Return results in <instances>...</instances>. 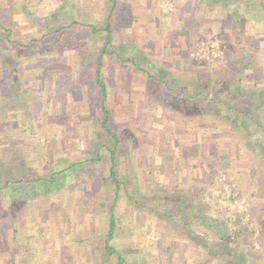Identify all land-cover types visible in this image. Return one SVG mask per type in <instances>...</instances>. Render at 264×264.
<instances>
[{
    "label": "rangeland",
    "instance_id": "obj_1",
    "mask_svg": "<svg viewBox=\"0 0 264 264\" xmlns=\"http://www.w3.org/2000/svg\"><path fill=\"white\" fill-rule=\"evenodd\" d=\"M259 1L257 10L247 12L255 15L252 22L236 25L232 14L244 6H236V0H118L114 10L111 0H94L85 8L70 1L65 7L91 17H80L87 24L74 31L54 30L71 17L60 19V12L51 17L53 37L60 40L52 44L61 51L48 42L18 52L0 44L5 95L0 106L21 102L15 109L23 111L6 115L9 134L0 113V186L7 180L52 181L0 190V264L23 259L21 250L40 223L51 241L54 234L66 235L62 229L70 233L59 264H117L107 242L123 264H264V160L256 148L264 143V133L253 125L250 131L235 127L222 116H184L169 107L182 103L183 92L192 97L188 110L214 111L217 106L207 101L222 84L218 99L225 101L232 100L227 96L232 85L264 93V21L259 16L264 1ZM12 4L8 7L15 11ZM241 13L247 14L244 8ZM32 15L3 17L0 10V26L11 30L10 40L26 44L36 38ZM43 56L56 73H47L52 78L40 86L34 77L36 60ZM75 57L79 65L71 66ZM16 72L23 81L13 79ZM99 83L109 113L106 126L115 141L101 127ZM41 88L50 89V98L57 92L62 103L68 97L69 120L61 113L66 105L51 108L56 112L47 108ZM257 96L246 99L247 109H257ZM262 110L256 112L261 125ZM84 148L89 154L83 155ZM112 165L117 186L109 174ZM56 223L60 232L54 233ZM210 224L216 226L210 229ZM223 242L237 255L233 261L219 256ZM38 255L41 260L42 252Z\"/></svg>",
    "mask_w": 264,
    "mask_h": 264
},
{
    "label": "crops",
    "instance_id": "obj_2",
    "mask_svg": "<svg viewBox=\"0 0 264 264\" xmlns=\"http://www.w3.org/2000/svg\"><path fill=\"white\" fill-rule=\"evenodd\" d=\"M70 1L71 2H76L73 5L82 6V8H85V6L86 7L87 6L90 7L91 6V2L94 1V0H10V1L9 0L8 1L5 0L4 2H2V5L0 6V10H1V14L3 15V17H10V18H15V17L20 18L21 17V18H27L28 19L29 17H32L33 16L32 13L35 14L36 25L33 27V33H34V35H36L34 37L38 38V37H41L42 35H45V34H51V33L55 34L54 33V30H56V31L57 30H63L64 28H67L68 29L70 27V31H74V26H77L78 25L77 27L79 28L80 26H83V25L87 24V22H85L84 24H81V22L78 21V20L82 16H83L82 18H84V17L85 18H90L91 17V13H86L87 11H80V10L79 11L78 10L74 11V10L68 9L65 6H66V4L70 3ZM98 1H101L102 2V0H98ZM9 2H11V4L12 3H16V5L15 4H12V8H14L15 11H12V9H10V7H8ZM4 3H8V5L6 4V6H4L3 5ZM111 3H112V9L111 10H114L115 8H117L118 0H111ZM21 8H23V10H21ZM62 9H64V10H62ZM88 9H89L88 11L91 12L90 8H88ZM70 11L72 12L71 15H70ZM58 12H60V14L58 15V17L60 19L61 18H64V19L66 18L67 19V18H70L71 17V20L72 21L71 22H67L66 26H60L59 28L58 27H55L54 30H53L54 25H53V22H52L53 19H51V17H54L55 15L57 16V13ZM111 12H113V11H111ZM86 16H88V17H86ZM42 20H43V22L45 24H42L43 23ZM21 22L23 23L24 21H21ZM74 24H76V25H74ZM25 30H27V29H25ZM22 32L23 33H26L24 31H22ZM0 35H2V33H0ZM3 41H4V37H3V39L0 42V44L2 45V47H4L6 45L4 48H8V49L9 48L10 49L12 48V46H11L12 44H10V42H6V44H5V42H3ZM10 41L17 42L15 40H10ZM55 41H60V40H57V37H56V39H53L51 42H55ZM61 42H63V40H61ZM19 43H21V42H19ZM37 45H39V44H37ZM58 46L56 44L52 45V50H54L55 52L57 50H60V48H58ZM37 48L40 49V47H38V46H37ZM71 49H75V48L72 47ZM41 52L44 53L43 50H41ZM70 53L71 52L69 51L68 54L70 56H75L76 55V53H73V52L71 54ZM38 56L39 55H35L34 56V59H38L39 58ZM43 57H46L45 60H43V61L36 60V67L39 70L37 71L38 74H35V77H34L35 78V82L38 83V84L40 83V86H41L42 83H44L45 79H47L49 77L52 78V76H51L52 72L53 73H56L55 68L51 67L49 64L47 65V63L49 61V57H47V56H43ZM55 57H57V55ZM50 58H51V56H50ZM78 58L75 57L76 60L73 59L71 62H69L70 65L71 66L79 65V62L80 61L78 60ZM20 59L21 58H19V61H20ZM55 62H56V60H55ZM7 64H8V62L7 61H4L3 66H7ZM48 67H50L51 70H49ZM79 70H78V72H81ZM47 73H51V74L48 76ZM14 74H16V76L15 75L13 76V79L14 80H17V81H23L24 80V79H21V77H20L21 74L20 73L16 72ZM77 76H82V74L78 73ZM2 77H5L4 73H2ZM6 77L12 79L11 75H9V77H8V75H6ZM0 78H1V75H0ZM0 81H2V78L0 79ZM56 81L64 82L63 80L61 81V80H57V79H56ZM41 90L42 91L44 90V93H46V95H44V98L46 99L45 104H46V106H48L47 108L51 112H56L55 110L60 109L59 107H62L63 105H66L65 111H62L61 113L66 114V115L68 114L69 118H67V119L69 120L70 119V109H69L70 104L68 103V100H67L68 97H64V99H66V100L62 99V100L65 101L64 103H62V101L59 100V96H58V93L57 92H54L52 94L51 98H50V96L48 94L50 92V89H48V90L45 91L44 88H41ZM42 91H40V95L42 94L41 96L43 97ZM0 94H1L0 96L5 97V95H2L3 94L2 89H0ZM6 105H8V107H6L7 109L5 110V107L4 106H6ZM6 105H3L2 104L0 106V113L3 114V116H6V115L12 113L15 110H18L19 111L18 113H20V112L22 113L23 112L20 108L19 109H15L16 106H20L21 105V102L18 103V105L14 104V103L13 104H10V102H8V103H6ZM44 108H46V107H44ZM51 108L52 109L55 108V110L52 111ZM20 115L21 114H19V117H18L19 120L21 118ZM64 118H66V117H62V121L64 120ZM10 121H11V118L9 116H6V118L3 119L4 125H6L8 127V128H6L8 134L10 133L9 130H11V127L9 125ZM64 121H66V119ZM56 124H57V127H58V125L60 123L59 124L56 123ZM47 128H51V127L48 126ZM88 141H89V139H88ZM81 144H82L83 147H87V142H86V145H85L84 141L83 142H80L79 141L78 142V145H81ZM83 152H84L83 155L85 153L89 154V150H87L85 148L83 149ZM74 160H80V159H79V157H77V158L74 157L73 161ZM50 207L53 208V205L51 204ZM25 224H28V222H25ZM40 224H41L40 228H38L36 230V235H34V234L30 235V237H29L30 240L27 241V248L25 247L26 250L23 251L25 248H23L21 250V255H22L23 259L20 258V259L16 260L17 264H59V258H60L61 250L65 246L63 243L64 242H66V243L69 242L68 237L70 236V233H69V231L67 229H62L60 231H66V235H63L64 237H62V236L59 235V233L56 234V235L54 234L55 237L54 238L51 237L54 240L51 241V240L48 239L47 229L46 228L43 229L42 228V223H40ZM53 227L55 228V230H53L52 232H54V233L60 232L59 231V225H58V223H56L55 225H53ZM23 238L24 237L22 236L21 237V240H23ZM59 244H62V245L59 246ZM41 245L44 247L43 250L40 248ZM53 245H54V247H53ZM28 251L30 253H28V255H26V256H28L29 258H26V257H24V254L23 253L28 252ZM39 252H42V256H40L41 257V260L36 259L39 256L38 255ZM117 253L118 252L113 251L110 254L117 256ZM46 257H48V259ZM49 258L51 260H49Z\"/></svg>",
    "mask_w": 264,
    "mask_h": 264
},
{
    "label": "trees",
    "instance_id": "obj_3",
    "mask_svg": "<svg viewBox=\"0 0 264 264\" xmlns=\"http://www.w3.org/2000/svg\"><path fill=\"white\" fill-rule=\"evenodd\" d=\"M264 1V0H263ZM259 3L260 1L259 0H236L235 2V5L238 6V5H244L243 7H241L240 9H238V7L235 9V12L234 14H232L233 16V20H231V22L236 25L240 22H252V18L255 16L254 14L251 13V15H249V13L247 12H250V10H257L258 9V6H259ZM233 6V5H231ZM235 7V6H233ZM263 7V6H262ZM242 8H244V10L246 11V15L244 13H241L239 14V12L242 10ZM261 11V14L259 15L260 18L264 21V15H263V12H262V9H260ZM256 23H259L257 21H255ZM109 29V28H108ZM107 30V28H106ZM0 33H2V35L4 34V41L5 44L6 42H10V44H12L16 49H17V52L18 51H21V49H27L31 44H40V43H43V42H48L50 45L54 42H51L53 39H56V37H53L54 34L51 33V34H45V35H42L41 37H38V38H32L28 41V43L26 44H23V43H19V42H14V41H10V36H11V30L6 28L5 29L3 27L0 26ZM108 33H109V30H108ZM49 37H53L51 40ZM109 39V38H108ZM56 42V41H55ZM53 45V44H52ZM6 46V45H5ZM4 46V47H5ZM101 51V55L98 57V61H97V73L99 71V66H100V58L102 56V52L104 50H100ZM20 53V52H19ZM34 57V56H33ZM121 58V57H119ZM122 61V59H121ZM2 64L4 63L3 61L1 62ZM137 68H139L138 64L136 63L135 64ZM248 65L244 62V65L242 66V69H247ZM3 69V68H2ZM141 70H143L142 68H139ZM242 69H239L238 71L241 72ZM160 77V76H158ZM101 83H99V86H100V89L102 91V95H101V112H102V116H103V119H102V124H101V127L102 129L104 130V132L106 133V135L110 138H112L114 141H115V134L112 133L109 128L106 126V118L108 117L109 113L106 111L105 107H104V102H105V89L104 87L102 86V84L100 85ZM228 84V83H227ZM226 84V85H227ZM223 86L220 85L217 87V89L214 91V94H215V97L214 98H211L209 101H207L208 104H212V105H216L217 107L215 108L214 111L212 110H202V109H198L197 108H194L192 111L188 110V106H187V101H190L192 100V97H190L189 95L185 94V93H181L183 98H182V103L180 102V105L176 103H173L172 105H169V107H172L173 109H175L176 111H179L181 112L184 116H197V115H203V114H212L214 115L215 117H223L226 119V121L228 123H231L232 125H234L235 127H239L241 124V128L243 127V129H247L249 130L251 128V125H253L255 127V129H259L260 131H262L264 133V122L263 124L261 125V123L259 124L258 122H261L259 120V117L257 115V111L263 109L262 111L264 112V93H259V92H254V91H250V90H243V89H240V88H236V86L232 85V89L228 90L227 92V96L229 95V97L232 98V100H230L228 97V101L222 99L221 97H219L218 99V96H221L220 94V89L221 87ZM3 87V85H2ZM216 92V93H215ZM257 96V98H259L258 102H257V109L255 111H251L249 109H247L246 107V99L249 97V96ZM197 94H195L194 96H197ZM200 96H203L202 93L200 92L199 94ZM199 96V97H200ZM262 96V97H261ZM206 98V97H205ZM195 101V100H194ZM220 106H223V107H220ZM221 110L225 111L226 114L225 115H222L221 113ZM264 114V113H263ZM259 120V121H258ZM264 121V119H263ZM247 122V123H246ZM250 131V130H249ZM113 145H115V142L113 143ZM256 148L257 150L259 151V154L261 156V158L264 160V143L261 145V144H256ZM111 155V163L114 164V153L113 151H111L110 153ZM109 174L113 180V183L117 186V179H116V174H115V171H114V168H113V165L111 166L110 170H109ZM7 180V179H6ZM40 182H44V185L47 186L48 184H50L52 181H43V180H40V179H34L32 181H28L27 179H20L19 181L17 180L16 182H11V181H5L4 182V185L3 186H0V190H4L8 185H11V184H26V185H35L37 183H40ZM41 184V183H40ZM46 193H49V190L48 192ZM43 194V193H41ZM41 194H38V195H41ZM16 203V201H12L11 204H14ZM13 206V205H11ZM15 207V206H14ZM20 207V206H19ZM21 208H22V205H21ZM16 213V212H15ZM111 228H113V219L111 218ZM216 226V224H210L208 225V228H214ZM109 236L111 237V232L109 233ZM225 242L222 243V246L225 248L223 249L222 253L219 255V256H224L226 258H230V260L232 259L233 261V256H237L235 254H233V250L232 251H229L227 248L226 245H224ZM106 249L108 252L112 253L113 249H111L109 246H108V242L106 243ZM209 252L213 253V251L210 249ZM238 258V257H237ZM117 264H123L124 261H123V258L120 254L117 253ZM231 262V261H230ZM237 262V261H236ZM239 262L243 263L244 262V259H242V257L239 256ZM247 262V261H246ZM238 263V262H237Z\"/></svg>",
    "mask_w": 264,
    "mask_h": 264
}]
</instances>
